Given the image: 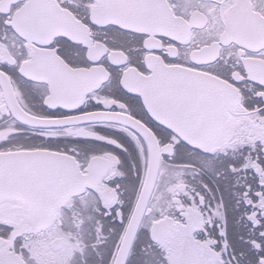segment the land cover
Wrapping results in <instances>:
<instances>
[{
  "label": "snow or ice",
  "instance_id": "1",
  "mask_svg": "<svg viewBox=\"0 0 264 264\" xmlns=\"http://www.w3.org/2000/svg\"><path fill=\"white\" fill-rule=\"evenodd\" d=\"M0 264H264V0H0Z\"/></svg>",
  "mask_w": 264,
  "mask_h": 264
}]
</instances>
